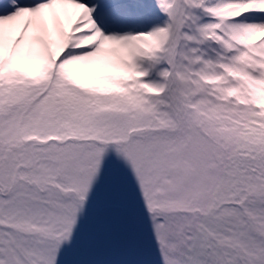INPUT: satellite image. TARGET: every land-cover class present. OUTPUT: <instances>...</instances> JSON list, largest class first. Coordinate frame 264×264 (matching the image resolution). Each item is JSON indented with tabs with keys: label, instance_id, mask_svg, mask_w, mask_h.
Instances as JSON below:
<instances>
[{
	"label": "snow or ice",
	"instance_id": "6c2138e0",
	"mask_svg": "<svg viewBox=\"0 0 264 264\" xmlns=\"http://www.w3.org/2000/svg\"><path fill=\"white\" fill-rule=\"evenodd\" d=\"M0 264H264V0H0Z\"/></svg>",
	"mask_w": 264,
	"mask_h": 264
}]
</instances>
